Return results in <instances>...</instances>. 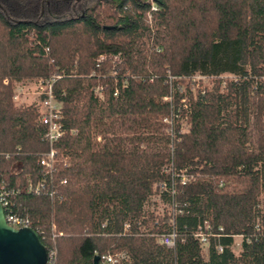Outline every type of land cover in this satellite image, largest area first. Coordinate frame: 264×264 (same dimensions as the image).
Listing matches in <instances>:
<instances>
[{"label": "trees", "instance_id": "trees-1", "mask_svg": "<svg viewBox=\"0 0 264 264\" xmlns=\"http://www.w3.org/2000/svg\"><path fill=\"white\" fill-rule=\"evenodd\" d=\"M37 79L64 130L50 173L37 105L11 98ZM0 181L49 264H264V0H0Z\"/></svg>", "mask_w": 264, "mask_h": 264}, {"label": "built area", "instance_id": "built-area-1", "mask_svg": "<svg viewBox=\"0 0 264 264\" xmlns=\"http://www.w3.org/2000/svg\"><path fill=\"white\" fill-rule=\"evenodd\" d=\"M152 1V0H150ZM151 10H155V6L151 4ZM147 17L150 18V13L147 14ZM101 59V57L99 58ZM203 77V76H202ZM51 81L52 79H37L35 80V85L37 86L36 92H38V121L42 125L45 126V131L43 134V139L48 143L50 146L48 151L44 153V155L41 156L39 159V164L41 167H43L45 173H50L52 171V166L55 160V154L56 151L51 147V144L55 142L63 133L64 130L62 128V116L60 112V103L56 101L51 93ZM223 82L220 84L223 85ZM181 91L183 92V89L181 88ZM190 92L193 98H195V93H192V90L190 88ZM12 101L14 102L17 99V96L12 93ZM182 103L186 102V98L183 97L181 99ZM185 106V105H183ZM183 120L180 121L182 124ZM182 126V125H181ZM181 131H185L181 127ZM5 158L8 157V154L3 155ZM185 177L182 176L181 183H184ZM44 181L38 180L34 184H32L30 181H27V185L25 186L24 190L26 192H32L34 194L39 193V191L44 186ZM15 192V191H14ZM11 194V190L6 189V187L2 184L0 181V205L3 210V216L5 219V222L14 227H30L29 226V219L26 216H21L17 213H15L11 209V203L9 200V195ZM208 225L204 221L202 225L197 226L195 233L193 234L200 242L201 247L203 245L207 246V237H208ZM176 237L175 231H170L169 233L162 234L159 237V241L163 243L167 247H172L174 240ZM233 246V245H232ZM217 251L221 250V246L217 245L216 247ZM232 248V247H231ZM53 251H47V260L46 264H49V259L53 255ZM123 258V255L121 253H113V254H102L99 257V263L100 264H117L119 261Z\"/></svg>", "mask_w": 264, "mask_h": 264}, {"label": "water", "instance_id": "water-1", "mask_svg": "<svg viewBox=\"0 0 264 264\" xmlns=\"http://www.w3.org/2000/svg\"><path fill=\"white\" fill-rule=\"evenodd\" d=\"M94 255L92 264L98 263ZM47 249L31 227L14 228L5 222L0 205V264H46Z\"/></svg>", "mask_w": 264, "mask_h": 264}, {"label": "rangeland", "instance_id": "rangeland-1", "mask_svg": "<svg viewBox=\"0 0 264 264\" xmlns=\"http://www.w3.org/2000/svg\"><path fill=\"white\" fill-rule=\"evenodd\" d=\"M230 75L223 74L219 76V79L222 81L229 79ZM213 84V78L212 77H202L199 75H193L192 78L190 79V88L192 90V93H195V90L200 87V86H205L207 88H211ZM185 85L181 84V87L183 88ZM37 86L35 85V80L33 81H24L23 83H17L14 85L13 88V93L17 96V99L14 101L16 105L19 104H29V103H35L36 105L38 104V92H36ZM223 86L220 85V89H222ZM38 108V106H37ZM182 129L186 130L187 125L183 121L182 124ZM160 206V205H159ZM240 240L241 238L239 236H234L233 237V246H232V251L234 253L238 252L240 249ZM201 252L202 256L204 258L207 257V246L203 245L201 247ZM118 253V252H117Z\"/></svg>", "mask_w": 264, "mask_h": 264}]
</instances>
